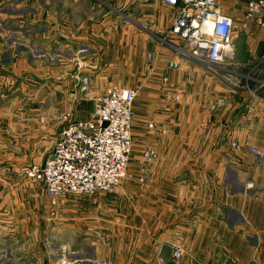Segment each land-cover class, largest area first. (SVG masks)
<instances>
[{"label": "crops", "instance_id": "obj_1", "mask_svg": "<svg viewBox=\"0 0 264 264\" xmlns=\"http://www.w3.org/2000/svg\"><path fill=\"white\" fill-rule=\"evenodd\" d=\"M67 2L89 11L70 16ZM219 4L234 19V36L230 56L212 70L179 54L171 33L174 14L161 0H59L55 15L47 0L35 20L4 15L45 23L37 36L44 46L54 45L58 58L51 65L54 58L42 61L44 79L47 86L58 80L54 95L61 97L63 112L73 110V118L86 120L93 113L80 116L72 90H63L75 73L91 76L95 94L112 84L139 88L133 160L138 173L149 177H130L118 193L94 198L104 215H93L99 231L84 245L93 253L74 249L79 258L112 264H151L158 257L168 264H264V155L253 150L264 151V26L248 17L247 0ZM130 9L140 11L141 23L129 21ZM3 36L0 31V90L7 97L17 72L33 69V63L29 50L22 52L24 59L3 60L14 53ZM170 61L181 65L173 68ZM147 148L159 155L151 165L143 157ZM174 244L185 250L177 261L171 260Z\"/></svg>", "mask_w": 264, "mask_h": 264}, {"label": "rangeland", "instance_id": "obj_2", "mask_svg": "<svg viewBox=\"0 0 264 264\" xmlns=\"http://www.w3.org/2000/svg\"><path fill=\"white\" fill-rule=\"evenodd\" d=\"M46 2L47 0H31L26 5H21L18 0L0 1V31L2 35L4 34V40L9 41L14 50V53L4 55L3 60L11 62L12 58L24 59L20 56L23 55V51L29 50L27 53L33 63V69H26L28 72H17L18 79H16L15 85L11 84L9 96L4 97L3 94L6 90H0V108L2 107L0 112V114L2 113L0 117V264H61L60 259L63 255L72 256L71 253L74 249L81 250L84 256L91 255L89 253H93V251L90 252V246L84 245L89 240H95L93 235L99 231L93 225L95 214L104 215L100 211L97 212L98 200L95 202L94 198H97L99 194L118 193L124 189L125 182L130 177H149L147 172L138 173L136 160H133L135 115L131 127L132 150L129 163L116 192H98L93 195L71 194L54 198L47 193L42 180L30 176L31 166L34 164L43 165L51 155L64 125L69 121L84 120L73 118V110L63 112L61 97L54 95L58 93L57 86L60 85L58 80L53 79L47 86L44 79L46 69L41 67L42 61L54 58L55 61L52 60L49 63L51 65L56 63L55 58H58L54 45L44 46L42 43L45 40L37 36L45 27V23L25 22L18 16L17 18L4 16L6 14H27L33 16L35 20L42 15ZM58 2L59 0H52L55 8L53 9L54 14L51 15H55ZM68 6L67 14L70 16L80 15L83 17L86 14L85 11H89L85 5L68 3L66 7ZM135 12H131L130 9L126 16L130 22L141 23L140 11L138 15ZM124 18L126 17L124 16ZM146 29H149V25ZM30 34L33 37H30ZM173 35L178 47L186 45L180 36ZM169 39V37L166 38V40ZM148 53L147 56L150 58ZM81 62L82 60H79V64H83ZM77 69L75 70L77 71ZM76 74L68 81L63 90L67 92L72 90L71 97L80 104L79 111L82 117L84 113H90L91 109L94 112L96 105L94 98L97 95L109 87L119 86L112 84L102 92L95 94L96 89L94 90L95 86L91 82L90 90L82 92L80 79ZM134 88L137 89L139 95V88ZM76 92L77 99L74 96ZM46 94H48L47 98ZM135 104L136 100L134 112ZM64 105L69 104L64 103ZM8 109L12 110L13 114H7ZM41 115L46 116L44 121L41 119ZM149 127H154V124L150 123ZM8 139L17 141V145L5 143L4 141H8ZM233 145L236 146L237 143L233 142ZM152 150L155 152L147 155V152ZM254 151L258 155H264V151L258 149ZM158 156V151L155 148H147L143 152V157L148 165L153 164ZM97 228L99 227L97 226ZM11 229H14L13 232ZM79 242L82 246H79ZM71 259L74 260L76 257L72 256Z\"/></svg>", "mask_w": 264, "mask_h": 264}, {"label": "built area", "instance_id": "obj_3", "mask_svg": "<svg viewBox=\"0 0 264 264\" xmlns=\"http://www.w3.org/2000/svg\"><path fill=\"white\" fill-rule=\"evenodd\" d=\"M172 9L174 21L171 32L186 45L178 47L179 54L209 69L223 64L230 56L233 43L234 19L222 12L219 0H161ZM247 15L264 26V0H247ZM187 46V47H186ZM152 57V53H148ZM179 67L177 61L169 64ZM81 64L78 63V67ZM82 92L90 90L88 74H76ZM138 91L134 87H109L94 98L92 118L73 120L64 125L61 136L43 165L34 164L30 176L45 183L47 193L59 198L71 194L116 192L124 178L132 150V121ZM78 98V97H77ZM256 150V149H254ZM155 151L147 152V155ZM143 181L144 178L141 177ZM171 260L184 255V247L174 244ZM63 255L61 264H112L108 259L79 258L73 251ZM158 257L153 264H168Z\"/></svg>", "mask_w": 264, "mask_h": 264}, {"label": "water", "instance_id": "obj_4", "mask_svg": "<svg viewBox=\"0 0 264 264\" xmlns=\"http://www.w3.org/2000/svg\"><path fill=\"white\" fill-rule=\"evenodd\" d=\"M169 264H171V262H169Z\"/></svg>", "mask_w": 264, "mask_h": 264}]
</instances>
